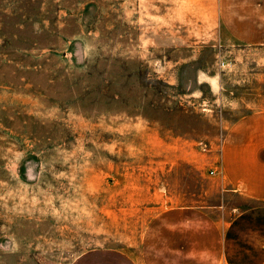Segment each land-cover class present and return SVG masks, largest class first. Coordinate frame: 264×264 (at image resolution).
I'll return each mask as SVG.
<instances>
[{
    "label": "rangeland",
    "instance_id": "374dc122",
    "mask_svg": "<svg viewBox=\"0 0 264 264\" xmlns=\"http://www.w3.org/2000/svg\"><path fill=\"white\" fill-rule=\"evenodd\" d=\"M244 3L0 0V264L137 257L168 210L264 206L222 184L229 128L264 108Z\"/></svg>",
    "mask_w": 264,
    "mask_h": 264
},
{
    "label": "crops",
    "instance_id": "0c3cea01",
    "mask_svg": "<svg viewBox=\"0 0 264 264\" xmlns=\"http://www.w3.org/2000/svg\"><path fill=\"white\" fill-rule=\"evenodd\" d=\"M243 7L242 23L250 33L246 39L261 41L264 0H245ZM227 137L220 156L223 186L264 203V108L235 121ZM207 212L168 210L161 222L147 226L137 257L109 249L88 252L74 264H264V206L244 210L224 224L206 221Z\"/></svg>",
    "mask_w": 264,
    "mask_h": 264
}]
</instances>
